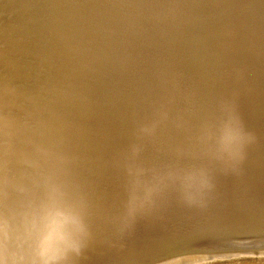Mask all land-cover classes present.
<instances>
[{
  "label": "bare ground",
  "instance_id": "bare-ground-1",
  "mask_svg": "<svg viewBox=\"0 0 264 264\" xmlns=\"http://www.w3.org/2000/svg\"><path fill=\"white\" fill-rule=\"evenodd\" d=\"M231 1L225 51L246 34L245 57L210 79L173 31L201 0H0L3 264H166L179 230L264 220L222 204L264 189V0ZM50 231L64 242L38 250Z\"/></svg>",
  "mask_w": 264,
  "mask_h": 264
},
{
  "label": "rangeland",
  "instance_id": "rangeland-1",
  "mask_svg": "<svg viewBox=\"0 0 264 264\" xmlns=\"http://www.w3.org/2000/svg\"><path fill=\"white\" fill-rule=\"evenodd\" d=\"M204 1H206V0H201V2L197 3L196 9L193 10L194 12H197V14H195V16L192 15V18L190 21L192 24L189 22V25H188L186 30H181V31H177V32L175 30H173L175 35L178 33L179 34L178 36L182 37V40H180L176 43L179 44V47L185 46L188 50H190L191 55L189 57L190 58L189 60L192 62L195 61L196 63L198 62V66L200 67V69L202 71L204 70L206 76L209 77L210 79L215 78V76H219L221 70L223 72H228L227 69H229L231 74H234L235 71H236V73H238L237 68L242 64V61L244 60L243 57H245V55L243 53H244L245 47L247 46L246 44L248 42L246 39L247 35L246 34H245V36L242 35L243 37L241 36L239 41H238L241 45L237 44V45H239L240 49L238 46H236V49H237L236 51L239 50L240 52H238V53L236 52L235 54L227 52L228 48L226 47V45L224 43L230 40L228 37V34L233 31V29L235 28L236 24L239 21L237 20L235 22V20H234V22H233L232 20L228 19L226 15L228 12H230V9H233V8L236 10V11H234V15L237 14L238 19H239V14H241V15H243V14L241 12L239 13V11H238L239 7H236L235 3H233L231 0L230 1L225 0L224 2H227V3H226V6L225 5L222 6V9H220V5H211L210 6L207 4V2H204ZM213 8H216V9L212 10ZM243 9H246V7H243ZM248 19L249 18H247V20H246L247 22L245 21L246 23L244 22V19H243V21H242L243 23L240 24L241 28H240L238 34H242V32H244L245 28L249 27L250 21ZM248 21H249V23H248ZM183 33H185L184 36H183ZM194 33H196V34L193 35ZM218 41H220V43ZM218 45H220V47H221L220 50L217 47ZM206 48H208V49H206ZM262 48H264V47H262ZM225 49H227V50L225 51ZM208 50H210V51H208ZM196 55L198 57H201V58H198ZM208 55H210V56H208ZM262 55H263V56H261L262 59L259 58V59H257V61L261 60V63L263 64L261 67V68H263V72H262V75H258L257 77L259 80H261L260 81L261 84H264V61H263L264 60V52L262 53ZM207 56H208V58H207ZM206 61H207V63H206ZM216 61H217V63H216ZM251 67H253V66H251ZM261 68H258V69L256 68V70H258V72H260V70H262ZM247 74L249 75L250 72H247ZM257 74L258 73L254 72V77H256ZM251 78H253V77H251ZM261 84L258 83V85H261ZM263 125H264V123H263ZM263 152H264V150H263ZM261 156L263 157V158L261 157L262 158L261 164H264V154L262 153ZM262 167L264 168V165ZM263 168H261L260 170H262ZM253 185H255V184H251V186H253ZM224 186H225V184H224ZM255 187H257V186H253L252 188H255ZM260 189H262V191L264 190L263 188H259L258 190H260ZM258 190H256L257 191L256 192L255 190L250 189L248 192L244 191V192L240 193V196H243V194L245 193L244 196L249 198V199H247L248 200L247 202H249L250 204H247L246 206H244L242 203H239L240 198L239 199H237V198L233 199L234 197H233L232 193L229 192L230 190H228V192L231 194L229 195L228 192H224L222 194V196L223 197L226 196L225 198H227L228 196H230V198H231V196H232L231 199L228 198L231 201V203L229 202L230 205L228 204L229 200L228 201L226 200V201H224V203H222L223 205L227 204V205H225V209H223V206H221L220 203L216 208L221 206L220 208H222L226 212H228V211L230 212V210H231V213L235 212V214H241V215L250 214V213L254 214L255 213L256 215L259 214L260 217H264V197L262 198V196H261L262 194H260L258 192ZM256 193H257V195H256ZM196 197L198 198V196H196ZM196 199L193 198V200L197 201ZM235 202H237V203H235ZM260 203H261V205H260ZM231 205L232 206L236 205V206L232 207ZM168 206H169V209H166L165 212L163 213V215L166 214L164 216L165 217L164 219L167 220L169 217L171 223L168 222L169 219L167 221L166 220L165 221L168 224L169 223L171 224V226H170V224L168 226L172 229H173V227H175V229L178 227V229H176V232H178V230L181 228V224H179V222H178L180 220L177 219L178 214H176V213L180 214V212L182 210L180 208H178V206L176 204H175V206L172 205L174 208L171 206V204ZM232 208H233V210H232ZM176 209L179 212H177ZM182 209H185V208L182 207ZM234 209H236V210H234ZM261 209H263V210H261ZM167 210L170 213H173V216H172V214H168L169 212H167ZM256 210H257V213H256ZM167 214H168V217H167ZM170 215L172 218L170 217ZM173 217H175L178 221L176 222V220ZM171 219L173 222L171 221ZM174 222L178 223L179 225L177 224L178 226H173L172 224H176ZM180 223H182V222L180 221ZM238 224L239 225H236V224L226 225L222 229L217 230V231L213 230V229H212V231L208 230L207 227H205V229L199 227L200 228V229L198 228L199 231H197L198 230L197 229L196 232H200V231H202V232L192 236L194 241L189 237L190 236L189 234L192 233V231L190 230L191 228L186 229V230L183 229V231H181V233H179L180 232V230H179L178 234H180V237L182 238L181 234L183 233V238L180 240L174 241V242L170 241L169 243L172 242L171 244H173V246L170 245V247L173 249V251L175 253H186L188 250H197V248H199V247H200L199 248L200 251L199 250H197V251L203 252L205 250L204 252L206 254L208 251H209L208 252L209 254L210 253H217L216 251H218V252H220V251L225 252L226 251V253L228 254L226 256L209 257L212 260L217 261L218 264H264V220L255 219V221L251 220L249 222H243V223H238ZM242 225L245 227H243ZM179 226H180V228H179ZM184 230L185 231L189 230V231L185 232ZM188 232H189V234H188ZM185 234L189 235V236L187 237ZM195 238H196V240H195ZM197 243L199 245H197ZM195 244L197 245L196 246L197 248L195 247ZM204 245H206V246H204ZM215 247H217V248H215ZM163 248L168 249L167 247H163ZM202 249H204V250H202ZM210 250H211V252H210ZM227 250H230V252H228ZM229 253H230V255H229ZM163 254H164L163 252H160L159 255L156 256V255H152L151 253H149L148 256L157 257L154 259V260H157L160 257L165 255V254L164 255ZM152 259L153 258H148L145 261H149V260L151 261ZM119 260H122V259L120 258ZM130 262H132L131 264H139L138 262H142V261H135L134 260V261H130Z\"/></svg>",
  "mask_w": 264,
  "mask_h": 264
},
{
  "label": "clouds",
  "instance_id": "clouds-1",
  "mask_svg": "<svg viewBox=\"0 0 264 264\" xmlns=\"http://www.w3.org/2000/svg\"><path fill=\"white\" fill-rule=\"evenodd\" d=\"M64 234L58 231L44 232L37 241V248L40 251H48L60 246L64 242ZM43 264H50L49 261H43ZM171 264H218L217 261L203 254L178 255L172 258Z\"/></svg>",
  "mask_w": 264,
  "mask_h": 264
},
{
  "label": "snow or ice",
  "instance_id": "snow-or-ice-1",
  "mask_svg": "<svg viewBox=\"0 0 264 264\" xmlns=\"http://www.w3.org/2000/svg\"><path fill=\"white\" fill-rule=\"evenodd\" d=\"M6 243V239H5V229H4V223L2 220H0V247H3V245ZM194 254H200V253H182V254H178V255H194ZM176 255V256H178ZM175 257V256H174ZM173 258V257H172ZM172 258H170L166 264H171ZM0 264H3V261L0 260Z\"/></svg>",
  "mask_w": 264,
  "mask_h": 264
}]
</instances>
